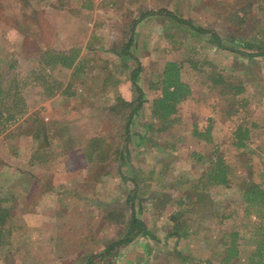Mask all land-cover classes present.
I'll return each mask as SVG.
<instances>
[{
    "label": "rangeland",
    "instance_id": "1",
    "mask_svg": "<svg viewBox=\"0 0 264 264\" xmlns=\"http://www.w3.org/2000/svg\"><path fill=\"white\" fill-rule=\"evenodd\" d=\"M157 9L189 23L162 12L140 17ZM235 10L244 20L231 18ZM194 26L216 31L224 46ZM254 33L264 41V0H0V209L9 211L12 228L0 264H86L90 255L93 264H184L183 255L220 264L235 229L239 254L229 264H243L264 231V219L245 213L239 186L246 177L264 182V54L238 53L259 48L226 35L249 42ZM131 34L128 55L121 49ZM71 49L78 70L44 65L46 50ZM136 59L145 101L125 145L124 113L133 106L125 102L138 95L130 78ZM167 60L180 63L192 92L158 130L148 105ZM213 72L226 83H212ZM239 81L248 97L240 114L230 86ZM242 117L258 126L236 147L232 131ZM208 125L212 141L193 134ZM214 143L233 175L208 186L191 152L206 155ZM131 200L148 232L114 243L128 234ZM178 222L189 231L176 241L169 231Z\"/></svg>",
    "mask_w": 264,
    "mask_h": 264
},
{
    "label": "trees",
    "instance_id": "2",
    "mask_svg": "<svg viewBox=\"0 0 264 264\" xmlns=\"http://www.w3.org/2000/svg\"><path fill=\"white\" fill-rule=\"evenodd\" d=\"M249 1V0H248ZM240 9H244V6L240 7ZM165 13L170 14L177 20H182L184 23H189L188 20L182 19L178 16H176L172 11L167 9H157V10H147L141 13L140 17H144L147 14L150 13ZM247 8L244 9V13L246 14ZM239 13V10H235L231 13V18L234 20H244V16ZM193 26V25H192ZM193 29L200 30L201 32H208L215 42L220 47H223L222 39L220 35L212 30V29H206L203 27H193ZM256 33L251 37L250 41H245L242 34H235V35H226V37L229 40H232L236 42V44L244 47V48H252L256 47L259 48V51L255 52H248L241 49H235L238 53L244 54L246 56L254 57L256 55H263L264 54V41H260L255 36ZM133 43V37L132 34L129 36L128 40L122 47V52L128 54L130 51V46ZM234 50V49H231ZM131 54V53H130ZM129 55V54H128ZM42 60L44 65L46 66H56V65H62L64 67L73 68L75 71L81 68L82 65H80L77 61L78 51L76 49L66 50V51H50L46 50L44 53L41 54ZM136 66L132 68L130 71V78L133 82V85L137 88V97L135 101H127L125 102L127 104V107L131 104H133L132 108L130 107L129 110L124 113L126 115L125 123H124V132H123V139L126 145V142L130 139V130H129V124L131 122V119L133 115L142 108L143 103L145 101L144 98V92L142 88L136 83V78L138 76L139 70H140V63L136 59ZM196 62L193 63L195 65ZM180 63L176 60H167L165 63H163L161 72L156 76V79L153 81V87L158 90V93L156 96L152 97L149 101V112L151 116L154 118L159 119L160 125L157 128L158 130H164L167 129L170 124L172 123L174 119V114L177 111V105L178 103L183 100L185 97L189 96L192 92V88L190 84L187 81H184L181 77L180 72ZM211 81L212 83H222L225 84V79L222 76L221 73H211ZM60 83L57 82L56 85H53L51 89H49L48 94H52L55 92V89L60 87ZM210 86V85H209ZM230 86L232 87V98L236 99V107L234 108L233 112L240 114L241 108H244L246 104L248 103V97L246 95L241 94L246 88V86L243 84V82L239 81L238 83H231ZM3 93L1 87H0V94ZM1 98V97H0ZM17 102V101H16ZM15 106V104H14ZM10 117H13V113L9 114ZM151 126V125H149ZM258 126L255 120L250 121V125L247 124V121L242 117V119L233 127L232 131V138H233V144L236 147H243L246 145L245 141L250 137L251 130L253 127ZM211 125H208L204 131H201L194 127L193 134L203 138L207 141H212V138L208 136L209 130ZM89 150H87L88 158H92V154L95 151V147H92L89 145ZM126 148V149H125ZM124 148L126 150V153L129 152L127 150V146ZM191 156L196 159L197 162L200 164H203L204 166H201L202 171L201 175L205 178V181L203 182V185L211 186V185H218V184H225L228 183L233 175V169L229 165V163L226 162L222 154L219 152L218 146L214 143L212 146V150L208 153L203 154L200 151H192ZM124 157V156H123ZM205 158L206 161H205ZM199 179V178H198ZM198 179H195L193 182L194 186L198 185ZM133 180V179H132ZM136 181V180H135ZM135 181L134 186H135ZM240 190H241V196L243 198V201L245 202L244 211L245 213H253L254 216L258 219H264V182L260 183L256 181L255 179L251 177H246L242 181H240ZM194 193L198 198L203 197V193L201 191H197L195 189ZM135 191H131L132 197L134 196ZM131 197V198H132ZM186 197H193L192 194L188 193ZM133 200V199H132ZM131 200V201H132ZM197 200V199H196ZM197 202V201H196ZM132 212L130 216V221L128 224V234L125 235V237L120 238L119 240L115 241L114 243H122V242H128L131 240L134 236L139 234L140 232H148L147 227L145 226L144 222L134 216L133 214V201L131 204ZM9 214V211L7 209H0V244H4L7 241V236L10 233L11 225H7V216ZM184 224V225H183ZM189 230L187 229V226L184 223L181 224V222L174 223L172 230L169 231V234L175 236V240H180L183 236L187 234ZM259 233V235H258ZM256 233L255 237V245L253 250L248 255L246 261L243 264H264V231H258ZM230 242L224 249V254L220 257V264H229L236 258L239 254V248H238V238H239V231L238 230H232L230 233ZM255 234V233H254ZM109 246H106L105 252L109 250ZM95 255H90L87 257L86 264H93V258ZM184 264H212L213 262L211 259L209 260H201L194 261L195 259L190 255H183ZM204 261V262H200ZM200 262V263H195Z\"/></svg>",
    "mask_w": 264,
    "mask_h": 264
}]
</instances>
